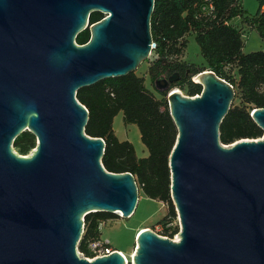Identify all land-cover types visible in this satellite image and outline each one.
<instances>
[{"label": "water", "instance_id": "obj_1", "mask_svg": "<svg viewBox=\"0 0 264 264\" xmlns=\"http://www.w3.org/2000/svg\"><path fill=\"white\" fill-rule=\"evenodd\" d=\"M154 8L155 0H0V264H128L119 250L92 261L78 253L85 216L131 217L139 186L131 172L104 167L105 140L85 132L89 110L76 93L150 59ZM99 11L106 16L90 23ZM195 77L196 97L171 86L178 77L156 81L167 85L178 128L169 160L178 239L141 230L131 263L264 264V135L222 143L234 86L209 69ZM251 115L264 130V107ZM25 130L37 139L26 156L13 146Z\"/></svg>", "mask_w": 264, "mask_h": 264}, {"label": "trees", "instance_id": "obj_2", "mask_svg": "<svg viewBox=\"0 0 264 264\" xmlns=\"http://www.w3.org/2000/svg\"><path fill=\"white\" fill-rule=\"evenodd\" d=\"M215 6L212 14L202 10L204 0H155L152 15V34L157 44L156 56L151 60L147 73L153 85L163 78H179L177 86L187 95L196 97L203 86L192 77L202 70H212L230 82L235 89V99L220 124V141L226 145L241 139H257L264 130L253 119L254 107H264V51L244 52V26L256 30L264 41V0H258L256 13H248L242 0H210ZM102 14L93 12L90 23L100 20ZM240 18L241 25L227 24ZM194 33L204 58V65L180 61L188 45L186 36ZM90 39L89 28L81 31L76 42L84 45ZM236 68L237 76L227 71ZM159 99L145 85V77L131 72L125 76L111 77L82 87L76 97L89 110L85 132L92 137H101L106 146L102 163L111 172H131L144 195L167 205L168 212L160 223L164 237L173 238L180 231L175 224L178 213L172 198V174L170 155L176 144L178 128L171 116L167 91L157 90ZM123 113L124 124H136L141 140L149 154L138 157L134 144L120 140L115 133L114 119ZM36 136L23 131L14 140L13 146L21 155L36 147ZM117 213L97 211L85 216L84 233L78 244L80 252L89 256V242L101 238L100 224ZM128 264H132L131 261Z\"/></svg>", "mask_w": 264, "mask_h": 264}, {"label": "rangeland", "instance_id": "obj_3", "mask_svg": "<svg viewBox=\"0 0 264 264\" xmlns=\"http://www.w3.org/2000/svg\"><path fill=\"white\" fill-rule=\"evenodd\" d=\"M242 2L247 12L251 14H254L260 7V3L258 0H242ZM234 22H237L236 24L238 27L242 26L240 18L235 19ZM186 38L188 40V45L183 55L179 57V60L197 64L198 66L204 65V58L200 52V47L195 39L194 33L188 34ZM244 47L246 51L253 48H255V50L251 51H264V41L261 39L257 31H250V33L249 31H245ZM150 62L151 58L143 62L136 73L139 76L145 77V85L147 86V88H149L157 98L161 99L162 95L157 90L167 91V85H161L159 82L155 85L152 84L147 73ZM227 71L230 74L237 76L236 68L234 66H229L227 68ZM192 80L194 82H197L195 81L194 76L192 77ZM178 81L179 79L177 78L174 82L171 83V86L187 95L186 89L182 90L177 86ZM234 103L239 104L240 99L236 98L234 100ZM114 128L116 129L117 134L121 139H124L126 135H128V137H130L135 142L137 153H141L140 148L137 145L138 141L142 143L139 128L136 124H124L122 112H120L115 117ZM14 149L19 153V150L16 147H14ZM30 152L28 153V155L30 154ZM167 212L168 208L165 203L146 197L142 189L139 187V201L135 213L129 218H123L120 216L119 218H113L104 221L105 223L100 227L102 233L101 238L103 240H106L108 242V245L112 246L116 250L124 252L129 261H131L132 256L134 255L137 248V235L139 234V232L145 228H150L152 231L162 235L161 233H163V225L160 223V221L167 214ZM175 224H178L179 228H181L178 217ZM172 239L177 240L178 235H174Z\"/></svg>", "mask_w": 264, "mask_h": 264}, {"label": "built area", "instance_id": "obj_4", "mask_svg": "<svg viewBox=\"0 0 264 264\" xmlns=\"http://www.w3.org/2000/svg\"><path fill=\"white\" fill-rule=\"evenodd\" d=\"M202 10H203V13L205 15L212 14L215 11V6L212 3V1L204 0V3L202 4ZM226 23L227 24H234V21L231 20V21H227ZM156 48H157V44L154 41L153 50L151 51V56H150L151 60H153L154 57L156 56V54H155ZM104 223L105 222L103 221L100 224V227ZM84 226H85V223L83 224V233H84ZM88 247L90 250L89 256H86L84 253L80 252L79 249H78V253L80 255H82V257H85L86 259H88L89 261H92L98 257L110 255L111 253L114 252V250H116L112 246L108 245V242L106 240H103L102 238H99L97 240L89 242ZM120 252L125 256V258L127 259V262H128L129 261L128 257L124 254V252H122V251H120Z\"/></svg>", "mask_w": 264, "mask_h": 264}, {"label": "crops", "instance_id": "obj_5", "mask_svg": "<svg viewBox=\"0 0 264 264\" xmlns=\"http://www.w3.org/2000/svg\"><path fill=\"white\" fill-rule=\"evenodd\" d=\"M263 9H264V7H263ZM257 12V11H256ZM255 12V13H256ZM244 30L245 31H249V33H250V31L251 32H253V31H256V30H249L246 26H244ZM251 35V34H250ZM250 37V36H249ZM243 50H244V52H248V51H251V50H255V48H253V49H249L248 51H246L245 50V47L243 48ZM252 52V51H251ZM115 129V128H114ZM115 132H116V135L118 136V134H117V131H116V129H115ZM118 138L120 139V140H129V141H131L133 144H134V146H135V150H136V154H137V156L138 157H145V156H147L148 154H149V151H148V148L144 145V143L142 144L141 142H139L138 141V143H137V145L139 146V148H140V154L139 153H137V147H136V144H135V142L130 138V137H128V135H126V137L124 138V139H121L119 136H118ZM140 138H141V135H140ZM142 141V140H141ZM125 254V253H124ZM126 255V254H125Z\"/></svg>", "mask_w": 264, "mask_h": 264}, {"label": "flooded vegetation", "instance_id": "obj_6", "mask_svg": "<svg viewBox=\"0 0 264 264\" xmlns=\"http://www.w3.org/2000/svg\"><path fill=\"white\" fill-rule=\"evenodd\" d=\"M100 12V11H99ZM101 14H102V17L100 18V20L101 19H103L105 16H106V14L105 13H103V12H100Z\"/></svg>", "mask_w": 264, "mask_h": 264}, {"label": "bare ground", "instance_id": "obj_7", "mask_svg": "<svg viewBox=\"0 0 264 264\" xmlns=\"http://www.w3.org/2000/svg\"><path fill=\"white\" fill-rule=\"evenodd\" d=\"M195 80L198 81V79L195 77ZM119 214H121L120 212H118ZM135 254V253H134Z\"/></svg>", "mask_w": 264, "mask_h": 264}]
</instances>
